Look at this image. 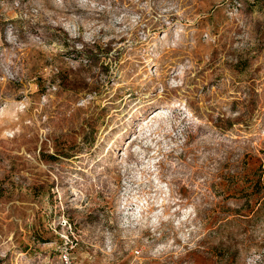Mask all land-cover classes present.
<instances>
[{"label":"rangeland","instance_id":"obj_1","mask_svg":"<svg viewBox=\"0 0 264 264\" xmlns=\"http://www.w3.org/2000/svg\"><path fill=\"white\" fill-rule=\"evenodd\" d=\"M0 264H264V0H0Z\"/></svg>","mask_w":264,"mask_h":264}]
</instances>
